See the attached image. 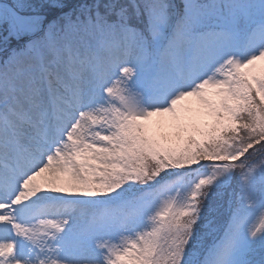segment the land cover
<instances>
[{
	"label": "snow or ice",
	"instance_id": "obj_1",
	"mask_svg": "<svg viewBox=\"0 0 264 264\" xmlns=\"http://www.w3.org/2000/svg\"><path fill=\"white\" fill-rule=\"evenodd\" d=\"M0 56V264H264V0H0Z\"/></svg>",
	"mask_w": 264,
	"mask_h": 264
},
{
	"label": "rangeland",
	"instance_id": "obj_2",
	"mask_svg": "<svg viewBox=\"0 0 264 264\" xmlns=\"http://www.w3.org/2000/svg\"><path fill=\"white\" fill-rule=\"evenodd\" d=\"M182 107L185 109V110H189L192 114H195L198 109H199V106L198 104L196 103V101L192 98L186 100V101H183L182 102ZM155 120H163L166 124H170L171 123V118L170 117H157V118H154ZM165 130H168V129H165Z\"/></svg>",
	"mask_w": 264,
	"mask_h": 264
}]
</instances>
